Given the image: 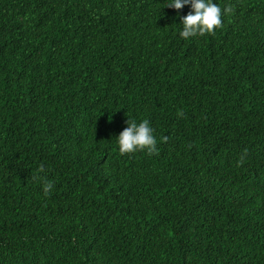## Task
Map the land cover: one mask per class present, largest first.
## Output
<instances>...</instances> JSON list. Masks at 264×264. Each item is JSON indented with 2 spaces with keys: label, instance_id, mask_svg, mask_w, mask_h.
Masks as SVG:
<instances>
[{
  "label": "trees",
  "instance_id": "1",
  "mask_svg": "<svg viewBox=\"0 0 264 264\" xmlns=\"http://www.w3.org/2000/svg\"><path fill=\"white\" fill-rule=\"evenodd\" d=\"M171 2L0 0V264H264V0Z\"/></svg>",
  "mask_w": 264,
  "mask_h": 264
},
{
  "label": "clouds",
  "instance_id": "2",
  "mask_svg": "<svg viewBox=\"0 0 264 264\" xmlns=\"http://www.w3.org/2000/svg\"><path fill=\"white\" fill-rule=\"evenodd\" d=\"M185 5H190L191 11H189L187 15L181 17L183 28L179 35L184 39L204 36L205 34L215 35V30L223 27L222 16L225 13L231 14L234 12L232 6L229 5L222 9L217 3H213V0H172V2L166 6L179 10ZM177 115L183 117L184 113L182 110H178ZM125 123L127 127L118 135L119 152L121 155L131 154L137 151L158 154L154 129L150 126V122L147 119L140 123L128 119ZM161 139L163 142H167L168 137L164 136ZM246 154L247 150L241 154L240 159L237 161L238 165L244 163ZM38 171H44L43 164L40 165ZM53 188L54 182L45 180L43 184L44 195H50Z\"/></svg>",
  "mask_w": 264,
  "mask_h": 264
}]
</instances>
